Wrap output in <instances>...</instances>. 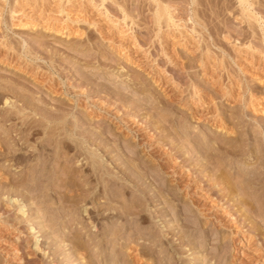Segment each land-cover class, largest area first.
Listing matches in <instances>:
<instances>
[{"label":"rangeland","instance_id":"374dc122","mask_svg":"<svg viewBox=\"0 0 264 264\" xmlns=\"http://www.w3.org/2000/svg\"><path fill=\"white\" fill-rule=\"evenodd\" d=\"M239 2L0 0V200L23 205L0 201V244L18 249L3 244L0 263L264 264V177L237 178L264 156L228 151L264 147V0ZM105 86L125 92L123 110L98 99ZM25 225L43 253L17 244Z\"/></svg>","mask_w":264,"mask_h":264},{"label":"bare ground","instance_id":"6f19581e","mask_svg":"<svg viewBox=\"0 0 264 264\" xmlns=\"http://www.w3.org/2000/svg\"><path fill=\"white\" fill-rule=\"evenodd\" d=\"M94 1V0H93ZM103 1L104 0H99V3L97 4V5H100L101 6V8H103L104 6H103ZM111 1H113V0H111ZM240 2H239V4L241 3V5L244 7L245 5L244 4H246V3H248V2H253V0H239ZM116 2V1H115ZM114 2V3H115ZM93 3V2H92ZM95 4V3H94ZM116 4V3H115ZM121 4V3H120ZM96 5V6H97ZM252 5H254V2H253V4ZM158 6V5H157ZM248 6V5H247ZM167 8V7H166ZM165 8V9H166ZM165 9L164 8H162V7H156V9H155V11H154V17H155V21L158 23V22H161L160 21V19H161V17H166L165 15L166 14H164V12H165ZM168 9V8H167ZM119 11L121 12V19L124 21L127 17H128V15H127V13H126V11L127 10H124V8H123V6H122V4L119 6ZM167 11H169V10H167ZM104 12L106 13L107 11H106V9L104 10ZM128 12V11H127ZM239 12V11H238ZM240 13V12H239ZM244 13V12H243ZM248 14V13H247ZM244 15V14H243ZM250 15V14H249ZM171 16V15H170ZM240 16H242V15H240ZM129 18V17H128ZM131 19H132V17H130ZM165 19H167V20H169V18L168 17H166ZM247 19H249V18H247ZM118 20V19H117ZM133 20V19H132ZM164 21V20H163ZM162 21V22H163ZM250 22V21H249ZM131 23H132V21H131ZM164 23V22H163ZM264 23V22H263ZM154 24V23H153ZM170 24V23H169ZM168 24V25H169ZM128 24L126 23V26H127ZM254 25H256V24H254ZM264 25V24H263ZM171 26V25H170ZM127 28L128 29H131V27L130 26H127ZM133 29V28H132ZM262 31V30H261ZM124 60H126V61H129V62H133V61H131L130 60V58H128L127 56L126 57H124ZM119 66V65H118ZM80 68V67H79ZM84 75H85V73H84V71L82 72ZM88 74V73H87ZM75 75H77V74H75ZM79 76H80V74H79ZM78 76V77H79ZM82 77H86V76H82ZM92 77V76H91ZM79 78H81V77H79ZM88 78H90V77H88ZM81 81V80H80ZM83 81V80H82ZM84 81H86V79H84ZM87 81H88V79H87ZM80 83V82H79ZM92 83V82H91ZM96 83V82H95ZM89 84V83H88ZM94 84V83H93ZM99 84V83H98ZM91 86V85H90ZM72 87H74V86H72ZM105 88H106V86H105ZM110 89L111 88H109V87H107L106 88V90H100V91H98V90H96V91H98V94L100 95H98V99H101V101L102 100H105V102L106 103H109L110 102V104L111 103H113L112 105H115L114 107L117 109V111L119 112V110L120 109H122L123 107H124V105H125V103L126 102H128L127 101V97L123 94V92L124 91H122V95H119L120 93H121V91H120V93H118V95H116V96H113L112 95V93L111 92H115V89L112 91V89H111V91H110ZM116 90L117 91H119L117 88H116ZM69 91V90H68ZM116 91V92H117ZM128 92V91H127ZM127 92H126V95H127ZM125 93V92H124ZM129 95V94H128ZM86 96V95H85ZM131 96V95H130ZM129 97V96H128ZM132 98V97H131ZM136 98V97H135ZM86 99V98H85ZM90 99V98H89ZM129 99V98H128ZM91 100H93V99H91ZM135 101H137L136 99H134ZM6 101V100H5ZM85 101H87V100H85ZM90 101V100H89ZM94 101V100H93ZM104 101H103V103H105ZM139 102V101H138ZM27 103V102H26ZM93 102L91 101V104H92ZM129 103V102H128ZM142 103V102H141ZM31 104V103H30ZM135 104V103H134ZM34 105V104H33ZM111 105V106H112ZM39 107V106H38ZM114 108V109H115ZM130 108V107H129ZM46 109V108H45ZM132 109H134V108H132ZM17 110V109H16ZM123 110V109H122ZM19 111H20V109H19ZM19 111H17V112H19ZM39 111V110H38ZM38 111H37V109H34L33 108V110H31V112H35V113H37L38 114ZM136 111V110H135ZM9 112V111H8ZM16 112V111H15ZM14 111L12 112V113H15ZM16 112V113H17ZM41 112V111H40ZM113 112V111H112ZM44 113V112H43ZM114 113H116V112H114ZM121 113H123V114H129L127 111H125V112H123V111H121ZM9 114H10V112H9ZM40 114V113H39ZM41 114H42V112H41ZM49 114V113H48ZM117 114V113H116ZM115 114V115H116ZM123 114H119V115H121V117L119 116V118L118 119H120L121 120V122H122V124H124L125 125V127L127 126V124H128V120H126L125 118L123 119V116L125 117V115H123ZM131 114V113H130ZM5 115H7V114H5ZM11 115V114H10ZM59 115V114H58ZM123 115V116H122ZM18 116V115H17ZM132 116V115H131ZM6 118V117H5ZM59 118V117H58ZM133 119L134 118H136L135 116H133L132 117ZM128 119V118H127ZM137 119H139V118H137ZM134 121H136L135 119H134ZM139 121V120H138ZM120 122V123H121ZM127 123V124H126ZM136 123V122H135ZM138 123V122H137ZM121 124V125H122ZM128 127V126H127ZM223 143V142H222ZM222 145V144H221ZM224 145V144H223ZM227 146V145H226ZM228 146H230V145H228ZM227 148V147H226ZM225 147H224V149L223 150H225L226 149ZM59 149V148H58ZM65 149V148H64ZM67 149V148H66ZM228 149V148H227ZM226 149V150H227ZM11 150V149H10ZM204 150V149H203ZM6 151V150H5ZM59 151V150H58ZM208 151V150H207ZM218 151H220V150H218ZM229 152H231L232 151V153H249V155H254V156H257V157H261L262 155L264 156V147H261V148H258V149H250V148H248V149H246V148H241V147H239V148H237V147H232V150H228ZM48 152H49V150H48ZM193 152V151H192ZM197 152L198 153H200L201 151L200 150H197ZM211 152V151H210ZM223 152V151H222ZM219 153V152H218ZM53 153L51 152V154H49L50 156L52 155ZM46 155V154H45ZM123 156H125V155H123ZM46 157V156H45ZM48 157V156H47ZM127 157H128V154H127ZM126 157V158H127ZM87 158V157H86ZM203 158V157H202ZM49 159V158H48ZM93 159V158H92ZM134 159V158H133ZM186 159V158H185ZM204 159V158H203ZM32 160V159H31ZM42 160V159H41ZM128 160V159H127ZM43 161H45V160H43ZM42 161V162H43ZM47 161V160H46ZM126 161V160H125ZM250 161V160H249ZM93 163V162H92ZM38 164V163H37ZM122 164V163H121ZM124 164H126V166H127V163H124ZM44 165V164H43ZM40 165L41 167H44L43 168V173H42V175L44 174V175H46V173H48V171L50 170H48V168H46L47 167V165ZM96 165V164H95ZM97 165H99V162H98V164ZM96 165V166H97ZM94 166V165H93ZM125 166V167H126ZM30 167V166H29ZM133 167V166H132ZM40 168V167H39ZM72 168V167H71ZM97 168V167H96ZM66 169V168H65ZM73 169V168H72ZM99 169V168H98ZM102 169H105V168H102ZM141 169V168H140ZM249 169V168H248ZM262 169H264V168H262ZM33 170V169H32ZM40 170V171H41ZM67 170V169H66ZM91 170V169H90ZM92 171V170H91ZM97 171H99V170H96V172ZM104 171H109V170H104ZM130 171V170H129ZM244 171H245V169H243V171H242V173H244ZM246 171H247V169H246ZM245 171V172H246ZM253 171V170H252ZM128 172V171H127ZM126 172V173H127ZM254 172H256V171H254ZM40 173V172H39ZM108 173V172H107ZM215 173V172H214ZM252 173V172H251ZM94 174H95V172H94ZM103 170H102V172H101V174L100 175H98L97 174V176H99V178H101V180H104V179H106L105 178V175L103 176ZM132 174V173H131ZM139 174V173H138ZM142 174V173H141ZM262 174V176L261 177H264V171H260V173L258 172L257 174H255V173H252V174H247L246 176H239V177H237V178H240V180H241V182L243 181V180H246L247 182H250V184L252 183V182H254L255 181V177H260V175ZM29 175V174H28ZM27 175V176H28ZM70 175V174H69ZM90 175V174H89ZM108 175V174H107ZM137 175V174H136ZM241 175V174H240ZM5 176V175H4ZM4 176L2 175V177L4 178ZM138 176V175H137ZM1 176H0V178H2ZM39 177V176H38ZM87 177H88V174H87ZM96 177V176H95ZM104 177V178H103ZM108 177V176H107ZM140 177V176H139ZM217 176H215V183H214V185L217 187L216 189H217V191L219 192V193H221L222 195L221 196H223V197H226L227 196V198L230 196L231 197V195H232V193H233V188L230 186H226L225 187V185L224 184H226L225 182H223L222 180H221V177L219 178V176L216 178ZM2 178V179H3ZM6 178V177H5ZM24 178V177H23ZM29 178V177H28ZM31 178V177H30ZM44 178V177H43ZM70 178V177H69ZM71 178H74V177H71ZM86 178V177H85ZM92 178V177H91ZM212 178V177H211ZM257 178V179H258ZM21 179V178H20ZM35 180H37V178H34ZM39 179V178H38ZM41 179V178H40ZM68 179V178H67ZM66 179V180H67ZM108 179V178H107ZM139 179V178H138ZM137 179V180H138ZM141 179V178H140ZM139 179V180H140ZM257 179H256V181H257ZM9 180V179H8ZM7 180V181H8ZM70 180H73V179H70ZM70 180H67V181H69L70 182ZM93 180L95 181V179L93 178ZM96 180H98V178L96 179ZM224 180V179H223ZM259 180V179H258ZM262 180V179H261ZM9 181H11V180H9ZM13 181H14V179H13ZM18 181V180H17ZM20 181H23V180H20ZM39 181H41V180H39ZM91 181H92V179H91ZM131 181V180H130ZM12 182V181H11ZM19 182V181H18ZM33 182V181H32ZM37 182V181H36ZM36 182H34V183H36ZM43 182V181H42ZM61 182V181H60ZM64 181H62V183H63ZM72 182V181H71ZM74 182H75V180H74ZM73 182V183H74ZM98 182V181H97ZM104 182V181H103ZM115 182V181H114ZM209 182V181H208ZM226 182H228V181H226ZM245 182V181H244ZM260 182H262V181H260ZM4 183H6V181L4 182H1V180H0V187H3L2 185L4 184ZM7 183H9V182H7ZM6 183V184H7ZM13 183V182H12ZM28 183V182H27ZM39 183V182H38ZM37 183V184H38ZM61 183V184H62ZM65 183H67V182H65ZM89 183V182H88ZM105 183V182H104ZM106 183H108V181L106 180ZM110 183V182H109ZM117 183V182H116ZM138 183V182H137ZM243 183V182H242ZM255 183V182H254ZM253 183V184H254ZM40 184V183H39ZM43 184V183H42ZM41 184V185H42ZM64 184V183H63ZM63 184H62V186H63ZM70 185L71 183H67V185ZM87 184V183H86ZM5 185V184H4ZM9 185H10V183H9ZM27 185V184H26ZM29 185H31V184H29ZM34 185V184H33ZM33 185L31 186V187H29V189H30V191L32 190V188H33ZM40 185V186H41ZM69 185H68V187H69ZM73 185V184H72ZM107 185V184H106ZM106 185H105V187H106ZM111 185V184H110ZM120 185H122V184H120ZM119 185V186H120ZM127 185V184H126ZM207 185H208V183H207ZM213 185V186H214ZM227 185V184H226ZM254 185H256V184H254ZM11 186H14V185H11ZM16 186V185H15ZM18 186V185H17ZM59 186L61 187V185L59 184ZM75 186V185H74ZM78 186V185H77ZM104 186V185H103ZM113 186H115V184H113ZM118 186V187H119ZM124 186V185H123ZM10 187V186H9ZM34 187H36V186H34ZM64 187H65V185H64ZM72 187V186H71ZM117 187V186H116ZM121 187V186H120ZM119 187V188H120ZM243 186H241V188H242ZM28 188V187H27ZM40 187H38V189H39ZM65 188H67V187H65ZM108 189L110 188L111 189V186L109 187H107ZM114 187H112V189H113ZM122 188V187H121ZM9 189V188H8ZM14 189V188H13ZM35 189V188H34ZM37 189V190H38ZM44 189H46V188H44ZM67 189H72V188H67ZM86 189H87V187H86ZM103 189H104V187H103ZM107 189V191H109ZM116 189V188H115ZM123 189H125V188H122V189H120V192L122 193V191L121 190H123ZM15 190V189H14ZM24 190V189H23ZM43 190V189H42ZM92 190V189H91ZM116 190H118V189H116ZM144 190H145V188H144ZM236 190V189H235ZM254 190V189H253ZM22 191V190H21ZM36 191V190H35ZM40 191V190H39ZM71 191V190H70ZM73 191V190H72ZM72 191H71V193H72ZM114 191V190H113ZM1 192V191H0ZM5 192V191H4ZM7 192V191H6ZM12 192V191H11ZM17 192H18V190H17ZM20 192V191H19ZM111 192V191H110ZM119 192V193H120ZM145 192V191H144ZM232 192V193H231ZM15 193V192H14ZM78 193V192H77ZM76 193V194H77ZM83 193V192H82ZM95 193V192H94ZM106 193V192H105ZM114 193H115V191H114ZM118 193V192H117ZM1 194V193H0ZM18 194V193H17ZM74 195H75V192L73 193ZM91 194H92V192H91ZM108 194H109V192H108ZM123 194V193H122ZM231 194V195H230ZM116 195V194H115ZM115 195H114V198H115ZM144 195V194H143ZM229 195V196H228ZM19 196V195H18ZM25 196V195H24ZM66 196V195H65ZM67 196H69V195H67ZM78 196V195H77ZM77 196H75V197H77ZM86 196V195H85ZM108 196V195H107ZM118 196V195H117ZM237 196V195H236ZM71 198H69V199H66L67 201H69V202H66V203H75V199L76 198H74V196L72 197V195L70 196ZM80 197V196H79ZM82 197H83V195H82ZM82 197H80V198H82ZM91 197H92V195H91ZM112 197V196H111ZM10 198V197H9ZM65 198H67V197H65ZM262 198V197H261ZM11 199V198H10ZM10 199H6V201H4V202H2L1 200V202L3 203V206L2 207H4V209H5V211L6 210H8V211H10V209L12 210V211H15V215H18L19 214V212L21 213V214H23V211H22V208H23V205L21 204V202L20 201H17L16 199L14 200H12V201H10ZM106 199V198H105ZM112 199V198H111ZM110 199V200H111ZM224 199V198H223ZM65 200V201H66ZM119 200H121V199H119ZM116 201V200H115ZM117 201H118V199H117ZM64 202V201H63ZM109 202V201H108ZM121 203V202H120ZM263 203H264V200H263ZM71 204V205H72ZM0 205H1V203H0ZM123 205V204H122ZM133 205V204H132ZM125 206V205H124ZM123 206V207H124ZM136 206V205H135ZM141 206V205H140ZM139 206V207H140ZM143 206V205H142ZM2 209V208H1ZM126 210H129V209H126ZM3 211V210H2ZM124 212H126L125 210H124ZM249 212V211H248ZM226 216H227V214H225ZM230 215V214H229ZM233 215V214H232ZM231 215V216H232ZM230 216V217H231ZM51 220V219H50ZM235 220V219H234ZM107 221H109V220H107ZM124 221V220H123ZM234 222V221H233ZM111 223V222H110ZM125 224V223H124ZM43 225V224H42ZM103 225V224H102ZM116 226V225H115ZM121 227V229H122V225L120 226ZM118 225L116 226V228H120ZM123 227H124V225H123ZM25 229H22V228H20V229H22V230H20L19 229V232H17V234H18V236H15L16 237V241H17V244L20 246V247H22V245H24V247L28 250H26L25 252H26V255H31V257H33L34 256V254H35V252L37 251V250H40V251H42V253H43V248H42V242H38L37 241V239H31V240H25V238H22L19 234L20 233H22V234H27L29 237H31V235L33 234V232L35 233V231H32V233H31V230H32V226H27V225H25V227H24ZM100 228V227H99ZM16 229V228H15ZM41 229V228H40ZM38 230V229H37ZM45 230V229H44ZM16 231H18V229H16ZM40 231V230H39ZM106 231V229L105 228H101V229H99V233L100 234H103L104 232ZM107 232V231H106ZM111 232V231H110ZM115 233L117 232V231H114ZM47 233V232H46ZM111 233H113V230H112V232ZM107 234V233H106ZM114 234V233H113ZM8 235V234H7ZM53 236V235H52ZM97 236V235H96ZM104 236V235H103ZM254 236V235H253ZM14 237V238H15ZM93 237V236H92ZM110 237V236H109ZM252 237V236H251ZM76 238V237H75ZM74 238V236L73 237H71V239H70V242L72 243V247H73V251H76L78 254H82V255H84L85 254V252H84V249L86 248L84 245H83V243H81L80 244V239H75ZM96 239L98 238V236L97 237H95ZM114 238V237H113ZM56 239V238H55ZM95 239V240H96ZM78 240V241H77ZM95 240H94V242H95ZM101 240V239H100ZM99 240V238H98V240L97 241H100ZM110 240V242L113 240V239H111V237H110V239H108L107 241H109ZM15 241V242H16ZM93 241V240H92ZM53 242V241H52ZM59 243V242H58ZM100 243V242H99ZM107 243V242H106ZM105 243V244H106ZM3 244H4V246H3ZM3 244H0V247H2L3 246V248H6V250H4V251H9V252H7L8 254H5V252H4V257H8V256H10V255H17L18 254V249H15L14 247H13V244H12V242L10 243V241L9 240H4V242H3ZM53 244V243H52ZM112 244V243H111ZM124 244V243H123ZM102 245H103V243H102ZM262 245V244H261ZM15 246V245H14ZM34 246V247H33ZM54 246V245H53ZM95 246H96V244H95ZM101 246V245H100ZM104 246V245H103ZM113 246V245H112ZM19 247V248H20ZM33 247V248H32ZM83 247H85L84 249H83ZM98 249L99 248H101V247H99L98 245L96 246ZM105 247V246H104ZM103 248V247H102ZM106 248V247H105ZM67 249V248H66ZM97 249V250H98ZM262 249V248H261ZM96 250V251H97ZM106 250V249H105ZM20 251V250H19ZM102 251V250H101ZM104 251V250H103ZM132 251V250H131ZM23 252V251H22ZM59 252V251H58ZM98 253L100 252L99 250L97 251ZM111 252V251H110ZM143 252V251H142ZM199 252V251H198ZM76 253V254H77ZM147 252H145V254H146ZM23 254V253H22ZM107 254V253H106ZM121 254V253H120ZM144 254V253H143ZM144 254V255H145ZM258 254V253H257ZM102 255H105V254H102ZM263 255V254H262ZM15 256H13V257H15ZM80 256V255H79ZM11 257V256H10ZM85 257V256H84ZM103 257H105V256H103ZM256 257V256H255ZM102 258V257H101ZM106 258V257H105ZM122 258V257H121ZM104 258H102V260H103ZM4 261H5V259L3 260V262H1L0 264H3L4 263ZM88 261V260H87ZM92 261V260H91ZM89 262L88 264H94V263H92V262ZM104 261V260H103ZM102 261V262H103ZM146 261H147V258H145V261L144 262H142L141 264H147L146 263ZM15 262V261H14ZM6 263V262H5ZM25 264H36L35 262H34V260H32V259H26V261L24 262ZM159 264L160 263H162V261L161 262H158ZM167 263H169V262H167ZM164 264H166V263H164ZM169 264H172L171 262L169 263Z\"/></svg>","mask_w":264,"mask_h":264}]
</instances>
